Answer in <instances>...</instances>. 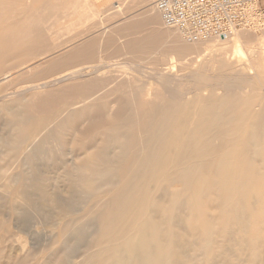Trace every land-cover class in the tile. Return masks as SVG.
Segmentation results:
<instances>
[{"label": "bare ground", "instance_id": "1", "mask_svg": "<svg viewBox=\"0 0 264 264\" xmlns=\"http://www.w3.org/2000/svg\"><path fill=\"white\" fill-rule=\"evenodd\" d=\"M39 1L0 0V30L5 33L0 35V61L7 52L17 54L2 51L3 47H48L34 32L57 30L59 25L34 20L35 14L46 18V10L62 6L64 17L72 18L64 27L67 31L78 27L81 17L89 12L100 14V8L96 11L88 0ZM20 8L25 9L21 25L14 22ZM261 23L264 19L258 18L255 27ZM170 28L155 0H148L145 9L125 23L123 33L116 31L99 41L103 50L98 63L93 61L95 66H78L81 71L74 73H70L74 67H63L90 62L96 44L89 41L56 58L63 65L58 71H70L55 79L47 74L17 88L13 81L3 82L17 71L0 69V115L8 117L4 123L7 137L11 129L16 130L15 153L0 157V186L26 200L33 189L38 191L36 195L46 197L52 178L48 170L35 171L37 166L49 160L56 170L65 162L72 164L65 175L83 201L54 215L53 225L61 213L78 215L86 209L83 218L72 219L75 232L71 237L84 242V249L81 253L67 249L66 264H264V96L259 91L264 87V75L257 73L249 83H240L236 76L243 67L254 64L251 59L248 63L245 54H256L257 44L264 52V38L256 39L240 29L227 39L211 37L185 43L177 33H170ZM166 45V52L161 51ZM42 54L36 52L23 65ZM159 54H166L168 61L176 56L173 63L184 74L210 71L203 75L207 78L204 83L192 86L198 92L194 98L187 97L189 88L170 99L163 83L138 81L134 71L139 66L153 70L149 65L152 60L166 62V57H156ZM123 58H130L131 65L123 74L112 76L109 70L114 61L121 64ZM39 68L37 65L20 76L38 75ZM217 75L220 84L212 81ZM104 127L108 131L103 132ZM64 128L73 132L71 143L86 136L85 142L92 141V146L66 150ZM95 134L104 135L101 142L89 140ZM1 139L0 146H9L10 139ZM66 156L69 159L63 158ZM13 164L21 170H13ZM61 206L59 201L56 209ZM18 208L17 203L9 207ZM9 227L1 218L0 229L5 232L0 234V246L15 236ZM85 229L90 230L87 238ZM194 254L199 257L188 258ZM2 257L0 247V264ZM28 257L8 262L27 264ZM60 261L56 257L45 264Z\"/></svg>", "mask_w": 264, "mask_h": 264}, {"label": "rangeland", "instance_id": "2", "mask_svg": "<svg viewBox=\"0 0 264 264\" xmlns=\"http://www.w3.org/2000/svg\"><path fill=\"white\" fill-rule=\"evenodd\" d=\"M73 1L74 0H66L67 3H70ZM80 1L84 2L86 0H80ZM88 1L95 4L93 6L94 7L96 6V7L95 8L93 7V9H96V11H99L98 8H100V12H99L100 14L94 15L95 16L94 17L92 15V13L89 12L86 16L81 17L82 20L77 23L78 27H76L70 31L64 30V27L66 25V22L68 21L67 23H69V21L72 18L71 17L70 18L64 17V14L62 12L63 7L60 5L56 6L55 8H49L48 11L46 10V12H44V15H47L46 18L45 17L40 18L38 16V14H35V16L33 17L34 20L41 19L42 22L44 21L46 23L45 25H50V24L56 23L55 25H57V26L59 25L58 27L60 29L58 28L57 30H53V31H39V30H37L34 32V35L37 37V39L41 38V41H45V43L46 42L48 43L47 48L45 46H42L40 48L39 47H33V48L3 47V49H1V50L4 52L15 51V53H17V54H14V53L9 54L7 52L6 54H4L3 59L0 61V69H2L3 72L8 70V69H11V68H14L13 72L17 71L16 73L13 74L15 77L12 75L8 79H5L3 82L10 80V81H13L14 84H16L15 87L23 88L27 84H30L34 81H37L38 77L40 78V77H43L47 74L55 75V77L52 78V79H55L61 75V72L63 73L62 75H66V73L69 74L70 70H71L70 73H74V72L81 71L79 68H83V67L85 68L86 66H95L96 63H98V59L102 55V50H103L101 47L98 46L99 41L103 40L105 37H107L111 34H115L116 31L123 33L122 30H124L123 27H124L125 23H127V21H130V19H132L134 15L142 12L145 9V4L140 5V6H134L133 5V3H139V0H137V2H135L136 0H125V1L124 0H88ZM156 1L157 0H155V3H156ZM44 2H45V0H40L39 4H42ZM57 2L61 3V0H58ZM130 8H132V9H130ZM21 10H22V12H21ZM118 10H119V12H118ZM24 11H25V9H22V8L17 9L16 13H17L18 17H15L16 18L14 21L15 23L17 22V24H20V25L24 23L25 19L22 16V13ZM18 13H20V14L18 15ZM117 13H119V14H117ZM61 16L63 18H61ZM92 16L94 17V19ZM20 17H22V18H20ZM77 17H79V16H77ZM0 26H1V24H0ZM170 29H171L169 31L170 33H177V37H181V39H183L185 41V43H195V42L187 41L184 38V36L178 30L172 29V28H170ZM244 30H246L249 34L253 35L256 39L264 38V24L263 23L259 24L258 26L254 27L252 29H244ZM24 33H25L24 31H21L20 34H24ZM125 33H130V32L126 31ZM2 34H5V33H4V31L0 30V35H2ZM59 40H61V43ZM117 40L118 39H114V42H118ZM89 41L91 43H95L96 48H92L94 50V54L92 55L90 62H87L85 65L80 64V63H78V64L71 63V64H65L63 66L59 63L58 59H56L58 56L68 53L73 47L77 46L78 44H81V43L85 44ZM174 45L177 48L178 45L175 43H174ZM206 45H207L206 43L202 44V47L205 48ZM63 47H65V48H63ZM100 49H102V50H100ZM110 49L115 50L112 47ZM166 49H167V45H166V48L165 49L162 48L161 51L166 52ZM241 50L245 51V49L243 47ZM20 51H22V52H20ZM255 51H256L255 52L256 54H253V53L252 54L249 53L251 55L245 54V56H246L245 58H247L246 60L248 61V63L251 59L254 64H253V66L251 64L250 68H249V66H245L242 68L243 71L241 70V71L237 72L238 74L236 76L239 77V79H237V81H239V82L241 81L240 83L254 82L255 79L253 76L254 75L257 76V73H259V72L262 75H264V57H263L264 52H263V49L261 46H259L257 44ZM36 52H43V54L41 56L37 57L36 59L32 60V62H29L28 64H26V67H25L23 65V63L25 61L31 59L36 54ZM84 52H86V51H84ZM168 52L171 53L170 50ZM22 53H23V55H22ZM144 53H146V52H144ZM170 53L169 54L166 53V54L169 56ZM260 53L262 54V56H261L262 59L260 58V56H258ZM140 55L141 54H139V58H140ZM145 55L147 56V54H145ZM165 55L159 54L156 57H158V59H163V56H164V57H166L164 59H167L166 62L161 60L158 63H154L152 60V62L149 65L153 67V70L147 69V65L139 66L140 69H137L136 71H134L135 76L138 77V81L140 83L143 82L144 84L145 83H148V84L149 83H156V82L157 83L158 82L163 83L164 84L163 89H164V91L165 90L167 91V92L165 91V93L167 94L166 97H168L170 99L177 96L178 92H182L183 90L186 92V90H188V88H189V90H191V93H189L187 95V97L188 98L190 97V99L194 98L193 96L198 93L197 91L193 90L194 84L198 83V82L204 83L207 80V78H204L203 75H207V73L210 74L209 73L210 71L207 72L206 70H202L200 72H197V74H195V76L192 75L191 73L189 74L188 71L187 72L185 71L186 72L185 73L186 75H185L184 71L180 70L177 67L176 62L173 63V61L177 60L176 56L173 58L169 57V61H168L167 55L166 56ZM80 57H81V55H80ZM96 57H97V59H95ZM112 57L114 59V57H116V55H112ZM125 59H126V61H125ZM130 60H131L130 58L120 59V61H122V63L120 64V63H118V60L116 59L114 61V62L117 61L116 64L113 65L112 69L109 70L111 72L112 76L120 74L119 72H121V71H122L121 74H123L125 72L124 68H126L128 65H131ZM93 61L96 63H94ZM170 62H172V63H170ZM74 63H77V61ZM126 63H127V65H126ZM166 64H167V66H164ZM37 65H40V68H39L40 70L39 71L35 70L32 72L35 73L38 71L37 72V74L39 73L38 75H36V74H35V76L34 75H28L29 77L28 76H23V77L20 76L23 72L29 71ZM133 65H135V64H133ZM137 65H139V63ZM21 66H23L25 68L21 69L22 68ZM62 66L65 69L66 68L68 69V67H74L75 69H70V70H64L63 69L61 71H58ZM78 66H79V68H78ZM158 66H160V67H158ZM255 67H256V69H255ZM57 68H59V69H57ZM66 71H68V72H66ZM141 71H143V72H141ZM145 71H148V72H145ZM181 73H183V74H181ZM56 74H59V75H56ZM156 74H157L158 78L155 77ZM251 74H252V77H251ZM182 75H184L185 77L181 78ZM112 76H110V77H112ZM161 76L162 77L168 76L170 80L166 81ZM183 79H187V80H183ZM217 80H219V81H217ZM108 81H110V80H108ZM212 81H215L218 84H220L221 83L220 82L221 81L220 75H217V78L212 79ZM175 83L177 84V86ZM153 87H155V86L153 85ZM196 87H199V86H196ZM259 91H260V94H262L264 96V87L263 86H262V89ZM4 115L5 114L0 115V137L2 139L8 138V139H10V141H9V146H6V147H3V145L0 146V150H1L0 151V157L1 158L6 157V155L11 156L15 153V150H12L13 149L12 146L14 147V144H15L13 141V138H14V131H16V130H14V128L11 129V130H13L12 133L9 135V137L6 136V132L8 129L4 128V123L6 121V118H8V117H7V115H5V116ZM1 116L4 118H1ZM65 129H67V128H64V132H65L64 138H66V140H68V142H66L65 146H64L66 148V150L70 149V148H73V149L74 148H81L83 145L88 146V147L92 146L91 145V144H93L92 141H90V143L85 142L86 136L85 137L81 136V137H79L80 141L75 142V143H71L70 140H71V136H72L73 132L71 131V128H70V130H65ZM68 129H69V127H68ZM102 131L103 132L108 131L107 127L102 128ZM3 135H5V136H3ZM92 138H93V140H97V141L101 142V139L104 138V135H101V134L90 135L89 140H92ZM6 151H7V153H6ZM84 156H85V154H84ZM63 158L69 159L68 156L63 157ZM78 161L80 162V160H77V162ZM75 164H76V162H75ZM57 166H59V165H57ZM71 168H72V164L65 162V164L59 166V170H56V167L51 160L45 161V162L43 161L37 166L35 171L38 170V171H44L45 172L46 170H48L49 173L47 171H46V173H48L47 175H49V177L52 178L47 183V189H48L49 195H47L46 197H40V196L36 195L38 191L36 189H33L32 190L33 193H31L32 196H31L30 200H26V199L22 198L21 195H16L12 192H9L8 188L3 189L0 186V193H1L0 194V219L1 218L6 219L8 221V227L9 226L12 227L14 225V227H12V228L9 227V229H11L10 231H13V233L15 232L14 237L8 238L9 240L7 239L8 241L6 240L7 242L5 241V242H3V244L1 243L0 247L2 249V254H3V257L1 258V262L3 261L2 264H7V263L9 264L8 261H11V260L23 259V258H25L26 255H29V257L27 258V261H28L27 264H38V263L39 264H45V262L47 260H53V258H56V257H57V259L62 260V261L58 262V264H66L67 262H66L65 258L67 255V251L70 250V251L76 252V250H77V252H80V253H81V251H83L84 242L74 241L71 239L73 233L75 232V228H74V224L72 223V219L83 218L85 216L86 209L81 210L78 213V215L77 214L71 215L68 213L66 216H64L61 213V216L60 215L58 216V223L55 226L53 225V221H54L53 216L54 215L60 214V212L63 211V208H65L67 206L79 204L83 201L82 194L77 193L74 190V188L71 187L72 185L70 184L69 180H67L68 178L65 175V172L67 170H70ZM12 169L15 171L21 170V168H19L17 164H13ZM24 169H26V168H24ZM35 171H29V172L35 173ZM57 173L59 175H57ZM110 189H111L110 190V192H111L113 189L112 188H110ZM106 190H109V188L107 187ZM110 192H108L106 194V196H108V194ZM99 195L102 196L100 193H99ZM17 198H19V199H17ZM59 201H60V204H62V206L60 209H56ZM94 202L95 201H92L88 205H92ZM13 203H17L18 207L21 209H19V208L14 209V210L9 209V207L11 208V204H13ZM88 205L86 206V208H88ZM51 209H53V210H51ZM86 221H88L87 218H85V222ZM60 223H62V224H60ZM58 227H59V229H58ZM14 228H15V230H14ZM84 231H85L84 236L87 238V235L90 233V230L85 229ZM4 232H5V228H1L0 234H2ZM18 237H19V239H18ZM14 239H16V240H14ZM67 249H69V250H67ZM60 251H62V252H60ZM58 254H59V257H58ZM44 256H45V258H44ZM198 257H199V254H194L192 256H189L188 258H198ZM14 258H16V259H14ZM33 258H34V260H32ZM185 258H187V257H185ZM6 259H8V260H6ZM35 259H37V260H35ZM4 261H6V262H4Z\"/></svg>", "mask_w": 264, "mask_h": 264}, {"label": "built area", "instance_id": "3", "mask_svg": "<svg viewBox=\"0 0 264 264\" xmlns=\"http://www.w3.org/2000/svg\"><path fill=\"white\" fill-rule=\"evenodd\" d=\"M156 5L165 25L178 29L189 42L227 39L264 19V0H157Z\"/></svg>", "mask_w": 264, "mask_h": 264}, {"label": "crops", "instance_id": "4", "mask_svg": "<svg viewBox=\"0 0 264 264\" xmlns=\"http://www.w3.org/2000/svg\"><path fill=\"white\" fill-rule=\"evenodd\" d=\"M148 0H139V2L141 3V4H145V2H147ZM126 4V3H125Z\"/></svg>", "mask_w": 264, "mask_h": 264}]
</instances>
